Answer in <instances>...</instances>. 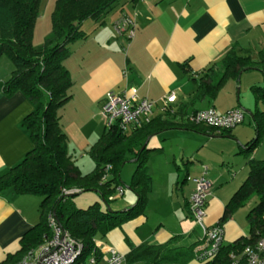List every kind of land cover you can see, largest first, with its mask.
I'll return each mask as SVG.
<instances>
[{"label":"crops","instance_id":"obj_1","mask_svg":"<svg viewBox=\"0 0 264 264\" xmlns=\"http://www.w3.org/2000/svg\"><path fill=\"white\" fill-rule=\"evenodd\" d=\"M123 16L134 21L135 30L131 37L127 31L119 33L115 30ZM81 30L85 37L72 42L80 43L69 54L72 62L65 63L73 80L72 96L66 103L71 121H68L65 132L69 151L77 163L75 154L78 148L87 150L104 131L105 123L100 118V108L108 92L134 93L139 99L154 101L152 118L163 113L162 101L171 93L176 97L171 103L173 108L186 113L212 108L222 114L234 108L252 110L255 107L252 115L255 119L258 111L264 112L257 106V103L262 102L255 99L256 106H253L249 92V87L251 90L253 86L264 87L261 86L264 83V69L249 67L237 77L226 78L214 98L207 95L196 97L194 80L207 72L215 80L219 78L223 71L222 58L230 49L249 56L253 61L258 60L259 54L264 52V0H118L100 18L84 20ZM13 68L11 60L2 55L0 174L19 163L32 147L31 138L23 124L24 117L33 109L32 103L21 92H4V82ZM63 116L61 112V119ZM168 130L177 132L174 138L183 136L184 139L166 164L159 163L160 159L150 157L162 153L164 146H157L159 139L154 141V138L160 134L163 140L172 138L166 133ZM234 131L232 127L229 133L208 134L186 128H169L148 136L150 139L147 144L160 150L149 157L152 188L145 213L127 220L104 237H98L95 240L96 247H109L124 256L129 251L127 240L135 245H158L172 241V247L194 244L196 249L202 247L204 233L201 238L187 219H192L188 204L195 188L194 178L202 174L204 166L207 167L211 190L204 223L212 226L221 218L227 203L225 185L231 181L233 191L246 173L248 175V160L264 159L255 149L246 151V143L253 137L246 138L237 131L241 149H245L240 152H245V159L241 161V176L236 180L240 174L234 171V163L228 161L230 155L225 154L224 149L209 148L211 139L232 137ZM191 134H200L197 142L188 139L192 138ZM169 163H173L176 168ZM183 163L187 169L180 179ZM124 183H130L128 177ZM223 186L225 192L221 190ZM131 192L126 195L123 191L121 202L118 203L120 208L134 202L136 195ZM74 201L81 208L94 202L102 203L99 194L94 191L79 194ZM39 203L40 199L36 195H18L11 188L0 192V263L19 253L23 237L39 223ZM153 213L156 216L152 217ZM166 214L173 217L174 221L166 219ZM223 231L225 243L244 236L243 226L233 215L223 223ZM108 254L107 251H101V259H106ZM123 264L128 263L125 260Z\"/></svg>","mask_w":264,"mask_h":264},{"label":"trees","instance_id":"obj_2","mask_svg":"<svg viewBox=\"0 0 264 264\" xmlns=\"http://www.w3.org/2000/svg\"><path fill=\"white\" fill-rule=\"evenodd\" d=\"M118 0H56L51 14L52 31L42 47L33 45V30L41 0H0V57L7 56L13 70L4 82V92L23 93L33 109L23 119L31 138L32 147L16 165L0 174V192L11 188L18 195H36L40 221L23 237L19 253L0 264H13L31 248L43 243L51 235L49 216L83 245L81 259L96 253L95 240L127 220L145 213L148 194L152 188L148 160L160 148L146 144L148 136L169 128H186L208 134L229 133L231 128L214 126L190 119L198 110L189 113L175 110L171 104L163 113L148 119L140 118L138 124L124 128L117 124L104 128L101 136L86 151L94 162L93 170L84 173L74 155L69 151L68 136L61 122V110L72 96L73 80L64 60L69 56L68 44L85 37L81 25L88 18H100L111 10ZM249 67L264 69V52L257 61L238 54L233 49L222 58V74L216 80L207 72L196 82V97L214 98L222 82L237 77ZM257 101L264 103V87L253 86ZM178 118H181L180 121ZM257 134L246 143V151L255 149L264 132V112L255 114ZM136 159V169L129 188L136 195V202L119 211L109 210L110 202L123 194L126 184L120 173L128 160ZM247 177L224 206L216 223H223L232 214L257 197L246 218L250 234L236 240L222 242L210 259H201L199 253L206 248L205 238L200 248L172 247V241L163 244L141 243L127 240L128 264H229L231 255L264 238V159L248 160ZM120 190L122 194L119 195ZM65 191H72L66 194ZM97 192L102 200L86 208L75 204V196L84 192ZM189 205V204H188ZM111 208V207H110ZM100 257V256H99Z\"/></svg>","mask_w":264,"mask_h":264},{"label":"built area","instance_id":"obj_3","mask_svg":"<svg viewBox=\"0 0 264 264\" xmlns=\"http://www.w3.org/2000/svg\"><path fill=\"white\" fill-rule=\"evenodd\" d=\"M119 33L128 32L129 37L134 35V21L123 16L115 26ZM176 99L174 93L169 94L162 103L163 111L167 105ZM155 102L147 98H137L134 93L108 92L100 108V114L105 126L114 124L124 128L131 124H138L141 117L148 119L152 114ZM191 120L202 122L218 129L232 128L244 121V113L240 108H234L219 114L214 109L198 110ZM207 167L202 174L194 178L195 188L189 200L188 211L192 219L203 226L206 248H203L199 257L210 259L223 242V225L206 226L204 218L211 182L206 178ZM68 193V191H66ZM71 192V191H69ZM122 194L120 190L119 195ZM51 235L43 243L26 252L24 257L14 264H123L125 256L116 250L106 247L98 249L85 259H81L82 243L73 238L56 221L54 215L49 216ZM203 238V239H204ZM101 251H107L108 257L101 259ZM229 264H264V238L257 239L254 243L244 246L241 251L231 255Z\"/></svg>","mask_w":264,"mask_h":264},{"label":"rangeland","instance_id":"obj_4","mask_svg":"<svg viewBox=\"0 0 264 264\" xmlns=\"http://www.w3.org/2000/svg\"><path fill=\"white\" fill-rule=\"evenodd\" d=\"M54 5H55V1L54 0H41L40 3V7H39V11H38V16H37V20L34 26V30H33V45L35 47H42L43 44L45 43V40L50 36L51 31H52V22H51V13L54 10ZM48 6V7H46ZM116 30V28H115ZM122 40V38H121ZM78 43H80L79 41H76L75 44H73L72 42L70 44H68L70 53L72 50L75 49V47L78 45ZM126 43V41H124V44ZM67 61H71L72 62V58L66 59L64 61V65L65 63H67ZM70 63V62H69ZM77 69V67H76ZM261 86H264V83H262ZM249 92L250 95L252 97V101H253V106H256V100L254 98V94L252 92V90L249 87ZM240 97V92L239 95ZM237 97V96H236ZM257 106L260 110H264V104L262 103H257ZM244 109V110H243ZM242 111L244 113V121L240 122L238 124H236L233 129H235V131L233 132V136L232 137H221V138H215V139H211V146L209 145V148H217V149H224L225 154L230 155L228 161L234 163L235 165V170L237 171L238 177L236 180H239V177L241 176V167H242V163L244 159H245V152H240L242 151L244 148L241 149V142L239 141L238 137L239 135L237 134V131L242 132V136H245L246 138H250V137H255L257 134V128H256V121L255 119L252 117L253 112L255 111V107H253L252 110L247 109V108H243ZM69 106L67 107V104L65 105V108L63 110H61V112L63 113V117L61 119L62 122V126L64 131H66V128L68 126V121H71V118L69 116ZM245 111V112H244ZM250 112V113H249ZM101 120L102 117L100 116ZM103 122V121H102ZM104 124V122H103ZM167 134L172 135L173 137L170 139H161V134L160 135H156L154 138V141H157L156 139H159L156 144H158L157 146H164V150L162 153L160 154H154L152 155L150 158L155 160H159V163H163L165 162V164L167 163L166 161H168L169 157L172 156V154L176 151L177 145H180V141L183 140L184 138H182L183 136H176L174 138L175 134L177 132H174L173 130H168L166 131ZM192 138L189 137L188 139H192V141L197 142V139H199L200 134H191ZM186 137V136H184ZM152 143V142H150ZM259 145L255 148V152L261 156H264V132H262L261 136H260V141L258 143ZM150 146V144H148ZM151 147V146H150ZM89 148V147H88ZM87 148V150H88ZM247 148V147H245ZM86 150V149H85ZM84 149H79L78 148V152L75 154L77 157V161H78V165L80 166L81 170L86 173L89 172L91 170H93L94 168V162L91 159V157L88 155V153L85 151ZM245 151V149L243 150ZM150 160V159H149ZM148 160V166H149V161ZM240 161V162H239ZM171 167L176 168V166L173 163H169ZM245 164V163H244ZM136 162H126L122 169H121V173H120V178L122 181L125 182V179L128 177L129 178V182L131 180V176L133 174V172L136 169ZM150 167V166H149ZM206 167V166H204ZM159 168V167H157ZM160 169V168H159ZM186 169L187 167L183 164H181V177L180 179H182V177L185 175L186 173ZM212 169V168H211ZM247 172H248V166H247ZM156 174V171L155 173ZM191 174V173H190ZM207 172H206V178L208 179L207 176ZM247 173L245 175L244 178H246ZM243 178V179H244ZM242 179V180H243ZM242 180L236 185L237 187H235L232 191L233 188V183L231 184V181H229L230 183H228L227 185H225L227 187L224 188L225 186H223V188H221V190L223 189V191L225 192V195L227 196L228 194V199L230 198V196H232V194L237 190V188L239 187V185L241 184ZM129 186V183H126V187L124 188V192L127 195L128 193H132L130 189H128L127 187ZM220 189V188H219ZM72 192V191H71ZM71 192L68 191V193L65 191L66 194H70ZM231 192V193H230ZM230 194V195H229ZM94 195V194H93ZM122 196V195H121ZM121 196H119L117 199L113 200L110 202V207L111 209L115 210V211H119L122 208H120L119 206V202H121ZM38 197V196H37ZM121 197V198H120ZM226 197V199H227ZM225 198V197H224ZM41 200V198H39ZM227 199V201H228ZM137 198L135 196V200L133 203L134 204L136 202ZM226 201V202H227ZM257 201V197L253 196L249 202L247 203V205L240 207L239 209H237L232 215L234 216L235 220L238 221L240 223V225L243 226V230H244V236H248L250 234V230H249V225H248V221L246 218V214L248 212V210L256 203ZM225 202V203H226ZM156 216V214L153 213L152 217ZM166 219L168 218L170 222H173L174 219L173 217H169L168 214L165 215ZM188 219V223L190 222L191 226L194 227L195 231L201 236V238L203 237V226L199 223H196L193 219L187 218ZM176 223H172V225H174ZM225 242V241H224ZM185 245H189L188 243H185ZM132 264H151V263H147V262H137V263H132ZM169 264V263H166Z\"/></svg>","mask_w":264,"mask_h":264},{"label":"water","instance_id":"obj_5","mask_svg":"<svg viewBox=\"0 0 264 264\" xmlns=\"http://www.w3.org/2000/svg\"><path fill=\"white\" fill-rule=\"evenodd\" d=\"M149 139H150V137H148V138L146 139V141H145V143L142 145L141 149H142V148L148 143ZM128 161L135 162L136 159L133 158V159H130V160H128ZM127 188L130 189L129 186H128ZM70 194H72V193H70ZM108 209L111 210V208H110L109 206H108ZM126 209H127V208H125L124 210H126Z\"/></svg>","mask_w":264,"mask_h":264}]
</instances>
